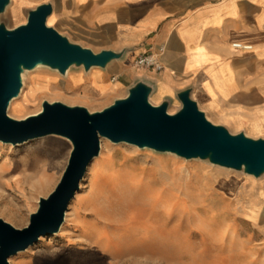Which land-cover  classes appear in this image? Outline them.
<instances>
[{"label":"rangeland","instance_id":"rangeland-1","mask_svg":"<svg viewBox=\"0 0 264 264\" xmlns=\"http://www.w3.org/2000/svg\"><path fill=\"white\" fill-rule=\"evenodd\" d=\"M47 1L49 0H10L6 11L0 14V24L10 30L24 25L27 23L29 12L49 3ZM15 2L21 7L22 15L18 19L13 18L10 13V8ZM48 20H51V17ZM47 26L53 27L52 22H47ZM64 36L76 43L68 35ZM136 61L137 59L130 68L120 67L118 65L120 59L112 61L106 68H92L89 71L84 67L73 66L65 74L47 66L25 71L22 74L21 92L15 98L22 102V107L17 113L9 111L8 108L7 113L13 119L23 120L39 113L44 102L83 107L91 114L101 112L116 101L125 99L129 90L139 81H145L138 74L143 67L137 66ZM116 70L118 71L116 74L107 75ZM95 73L103 77L100 81L101 87L91 84L92 82L88 80ZM41 74L49 78L56 75L62 85L72 74L82 76L83 80L74 91L64 85L60 94L36 92L33 87L34 80ZM92 86L95 88L92 89ZM149 101L153 106L160 105L154 95L150 96ZM181 107L178 99L170 100L167 112L174 115ZM102 141L105 140L101 139L100 154L93 160L94 164L89 166L80 184V190L69 205L60 231L50 237H42L26 251L13 256L10 264H36L34 258L42 259L61 251L76 253L80 264H237L235 262L237 257L234 258V254H230L226 247L222 248L213 241L209 242L196 232H189V227L184 223L173 220L158 225L155 229L158 234L162 230L165 232L172 230L171 234H160L152 240L138 239L137 235L131 236V241L128 242L129 249L126 248L118 255L105 251L104 242L100 237L91 236L87 239L82 230L80 217L84 214L89 216L92 212L89 207L82 206L81 202L94 194L90 182L92 169H99L101 159H105L107 155H111L118 164L136 163L145 170L156 168L155 165H158L160 159H167L169 172L175 176V182H169L170 185L167 187H172L178 196L192 206H205L221 193L230 201L233 208L240 209L241 205L253 206L260 214L257 224H252L244 215L239 216L237 221L240 223L242 235H251L252 242L261 248L264 245V174L256 178L243 171L216 166L208 160H186L172 153L157 152L134 145L131 147L132 145L127 143L115 144L108 139L105 143L109 145H105ZM72 149V143L59 136H47L15 146L0 142V163L5 161L9 167L0 178V218L16 229L26 228L31 215L38 210L40 199L47 198L60 182ZM193 166L199 168L200 177H191ZM174 168L177 169L176 172H173ZM154 174L156 178L168 180L160 169ZM14 179L22 183L21 191L7 186V183ZM226 191L231 194L226 195ZM96 203L103 210L104 220L100 227L107 228L114 236L122 233L123 226L128 223L132 212L137 210V201L133 198L122 203L101 196ZM255 258L256 264H264V251H257Z\"/></svg>","mask_w":264,"mask_h":264},{"label":"water","instance_id":"water-1","mask_svg":"<svg viewBox=\"0 0 264 264\" xmlns=\"http://www.w3.org/2000/svg\"><path fill=\"white\" fill-rule=\"evenodd\" d=\"M10 0H0V14ZM53 12L50 3L29 12L27 23L15 29L0 24V142L21 145L28 141L59 136L73 146L68 165L54 191L41 198L29 225L16 229L0 218V264L36 244L42 237L57 234L69 205L80 190L89 166L101 150V139L127 143L157 152L172 153L186 160L201 159L256 178L264 174V138L232 134L208 120L191 98V91L177 94L182 107L168 114L170 100L153 106V87L139 81L125 99L91 114L83 107L44 102L42 110L23 120L8 115L11 101L22 89V74L47 66L65 74L71 67L106 68L124 52L95 53L71 42L56 28L47 26Z\"/></svg>","mask_w":264,"mask_h":264},{"label":"crops","instance_id":"crops-1","mask_svg":"<svg viewBox=\"0 0 264 264\" xmlns=\"http://www.w3.org/2000/svg\"><path fill=\"white\" fill-rule=\"evenodd\" d=\"M47 2L54 28L95 53L124 52L120 67L152 55L160 69L138 74L159 104L190 90L214 124L264 138V0Z\"/></svg>","mask_w":264,"mask_h":264},{"label":"bare ground","instance_id":"bare-ground-1","mask_svg":"<svg viewBox=\"0 0 264 264\" xmlns=\"http://www.w3.org/2000/svg\"><path fill=\"white\" fill-rule=\"evenodd\" d=\"M10 13L15 19L21 17L19 3L15 2L11 6ZM47 22H52V19ZM100 78H103L102 75L97 74L93 79L88 80L92 84L100 86ZM82 80V76L72 74L64 85L67 89L74 91ZM64 85L60 83L56 75L54 78H49L45 74H41L34 80L33 87L36 92L60 94ZM17 100L11 101L9 111L17 113L21 109L22 102ZM103 140L105 141L102 143L107 142V139L103 138ZM105 145L109 144L105 143ZM99 166V169L91 168L90 182L94 188V194L81 202L82 206L90 208L92 214L81 215L80 219L82 230L87 239H90L91 236L100 237L104 242L105 251L116 255L122 253L129 247L128 242L134 235H137L138 239L149 238L152 240L159 237L160 234H171L172 230H166V232L162 230L158 234L155 229L158 225L170 223L172 220L184 223L186 227H189V232H196L204 239H208L209 242L213 241L222 248L226 247L230 254H234V258L237 257L235 261L237 264H256L257 251H264V245L261 248L258 244L253 243L251 235H242L240 223L237 221L239 216L244 215L252 224H257L260 216L257 209L247 205H241L240 209L233 208L222 193L205 206L190 205L184 198L178 196L172 187H167L170 185L169 182H175V176L169 172L167 159H160L158 165H155L156 168L145 170L136 163L118 164L111 155H107L105 159H101ZM8 168L5 161L0 163V178ZM157 169H160L168 177V180L156 178L154 173ZM176 171L177 169L174 168L173 172ZM199 173V168L193 166V171L190 173L193 176L191 177L198 178L201 176ZM7 186L18 191H21L23 187L17 179L10 180ZM225 194H231V192L226 191ZM101 196L110 197L122 203L127 202L130 198L137 201V210L132 212L128 223L123 226L122 233L117 236L112 235L107 228L100 227L104 220L103 210L96 201ZM75 254L74 252L61 251L42 259L35 260L34 258V263L80 264V259ZM224 260L226 262V259Z\"/></svg>","mask_w":264,"mask_h":264},{"label":"built area","instance_id":"built-area-1","mask_svg":"<svg viewBox=\"0 0 264 264\" xmlns=\"http://www.w3.org/2000/svg\"><path fill=\"white\" fill-rule=\"evenodd\" d=\"M241 48L246 51H251V45H242ZM137 66L143 68H151V69H160L158 63L156 62L155 58L152 55H142L137 58L136 61Z\"/></svg>","mask_w":264,"mask_h":264}]
</instances>
